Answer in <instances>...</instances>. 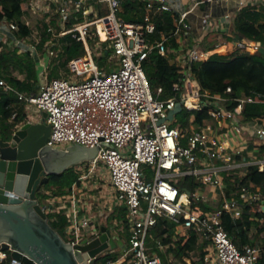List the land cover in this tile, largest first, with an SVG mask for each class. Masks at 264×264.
<instances>
[{
	"label": "built area",
	"instance_id": "obj_1",
	"mask_svg": "<svg viewBox=\"0 0 264 264\" xmlns=\"http://www.w3.org/2000/svg\"><path fill=\"white\" fill-rule=\"evenodd\" d=\"M95 3L103 4L107 14L100 16ZM27 6L32 16L43 15L50 26L48 31L55 38L71 35L83 43L86 51L84 57L69 62L72 79H42L35 93H21L0 77L4 95L13 94L38 113L47 114L46 121L51 126L48 146L60 150L75 145L99 148L94 161L76 166L82 176L67 200L52 199L46 203L47 215L59 209L66 211L70 224L64 234L68 242L77 246L85 239L93 241L99 238L101 228L106 227L118 248L121 234H128L122 243V256L107 264H163L159 256L151 254L147 240L160 220H170L177 227L194 230L200 236L208 252L201 260L203 264H259L262 249L245 246L240 250L223 228L221 214L226 211L237 219L244 213L246 204H258L264 223V197L254 185L237 184L234 197L227 198L221 175L251 167L264 172V125L243 118L245 107L264 103V96L252 93L234 98L231 87L223 95L203 91L194 77L192 64L207 60L209 55L197 47L177 59L179 65H188V68L173 85L174 96L161 100L162 88L154 94L144 69L145 62L154 51L166 56L172 37L188 39L191 36L186 22L188 12H184L172 36L152 41L157 15L174 13L171 0H148L147 13L138 24L120 19V0H29ZM57 15L60 16L58 32L50 25ZM72 20L77 23L69 27ZM28 24L32 27L29 19ZM17 31V23L0 21L2 38ZM29 40L36 42L34 29ZM89 40L96 42V50L104 48L111 52V60H115L117 67L101 70ZM55 46L45 48L51 59L60 55V49L55 50ZM28 47L33 57L38 56L34 43ZM261 48V43L240 40L236 44V50L241 53ZM178 103H182L183 111L189 112L209 108L211 123L191 126L189 130L172 127L176 117L169 121L168 116ZM233 103L237 105L231 110ZM145 167L151 169L153 177L147 175ZM100 168L107 171L111 187L126 209V222L100 226L96 218L81 217L82 191L91 189V179ZM185 177H193L205 188L180 192L177 184ZM206 187L209 191L216 188L215 192L223 197L220 208L211 207L215 199L206 196ZM237 195H241L242 202ZM204 205L212 209L205 212ZM7 253L11 252H0V264L7 259ZM11 264L21 263L12 259ZM171 264L187 262L183 258L171 260Z\"/></svg>",
	"mask_w": 264,
	"mask_h": 264
},
{
	"label": "trees",
	"instance_id": "obj_2",
	"mask_svg": "<svg viewBox=\"0 0 264 264\" xmlns=\"http://www.w3.org/2000/svg\"><path fill=\"white\" fill-rule=\"evenodd\" d=\"M29 0H0V21L7 19L9 22H15L19 26V31L9 33L8 39L13 45L8 46L0 42V77L21 93L36 92L39 83L38 68L36 60L29 51L28 44L35 43L29 40L33 35V28L28 24V19H33L27 6ZM119 17L128 23H142L147 13L148 0H120ZM95 9L100 16L107 14V9L103 4H94ZM36 18V17H35ZM178 16L173 12H161L155 18L156 31L151 36L152 41L162 39L165 36H172L177 30ZM262 14L252 7H244L234 17L232 22V35L239 40L247 43H261L262 48L259 51L250 50L241 53L238 50L231 52H219L216 47L209 49L211 54L207 60L195 62L192 64L194 77L197 79L203 91H209L214 95H223L227 88L231 87L234 98L246 97L252 93L264 96V23H261ZM81 20V19H80ZM60 16L57 15L51 20L52 26L59 30ZM77 21L72 20L68 25L74 26ZM49 24L45 23L44 30L40 36L41 40L36 45L39 53L44 54L47 46L55 44V50L60 51L59 57L53 59L54 68L49 75V80L60 78L59 69H66L67 65L73 59L84 57L86 54L83 43L77 42L71 35L63 38H55L51 34ZM188 40L192 41L190 36ZM232 43L233 39L228 38ZM18 41V44L15 42ZM90 46L96 48V42L89 40ZM57 43V44H56ZM178 38L172 37L167 47H178ZM95 51V61L103 57H109L111 52L103 49H93ZM60 62V64H58ZM113 67H117L113 63ZM188 65L177 62L172 63V59L167 53L166 56L160 55L154 51L144 64V69L149 79L152 91L162 88L163 94L159 97L161 100H167L174 96L173 85L183 76ZM104 69V68H103ZM19 76L24 79L20 80ZM236 103L231 104V110ZM25 105L17 96L10 94L4 95L0 90V135L4 138L9 137L13 130L25 120ZM209 108L202 111L189 112L187 110L176 116L172 124L174 128L183 130L190 129L191 126H204L209 122ZM15 117L14 120L12 118ZM243 118L245 121H259L264 125V103L256 105H247L245 107ZM193 120V121H192ZM264 155V150H263ZM80 171L73 167L63 174L51 176L48 183L43 188L42 198L46 205L49 199H66L71 195L72 188L79 183ZM227 185L230 192L237 190L235 185L227 179ZM241 186L254 185L259 188L260 194L264 197V172L258 171L257 167H252L245 178L240 182ZM177 186L180 192L188 190L194 192L197 188H204L192 177H185L179 181ZM238 200L242 202L241 195ZM205 212L212 208L202 206ZM216 208H220L216 207ZM119 216H116V215ZM49 220L56 230L63 233L69 226V219L64 209H59L48 214ZM263 213L259 210L258 204H246L244 213L240 218L234 219L231 214L222 211V226L234 242L242 250L245 246H255L257 240L264 244V223L261 222ZM126 222V210L117 211L110 215L109 222ZM252 227L257 230L255 237H250L249 232ZM177 225L170 220H160L158 224L150 231L147 243L151 248L155 240H161L162 245H172L171 253L179 260L183 258L197 257L199 251L203 248V242L196 231H188L186 237L180 238L177 242L173 240ZM127 238V232L124 233ZM120 253L116 251L107 252L101 256L96 264H107L116 262L120 258ZM163 264H168L163 256ZM11 253H7V259L2 264H11ZM259 264H264V246L261 250V260Z\"/></svg>",
	"mask_w": 264,
	"mask_h": 264
},
{
	"label": "water",
	"instance_id": "obj_3",
	"mask_svg": "<svg viewBox=\"0 0 264 264\" xmlns=\"http://www.w3.org/2000/svg\"><path fill=\"white\" fill-rule=\"evenodd\" d=\"M182 111L178 103L168 120ZM46 119V113L41 122L25 119L9 137L0 135V252H11L21 264H95L102 254L118 249L110 230L102 227L99 238L73 246L49 220L42 193L51 176L94 161L99 148L48 146Z\"/></svg>",
	"mask_w": 264,
	"mask_h": 264
},
{
	"label": "crops",
	"instance_id": "obj_4",
	"mask_svg": "<svg viewBox=\"0 0 264 264\" xmlns=\"http://www.w3.org/2000/svg\"><path fill=\"white\" fill-rule=\"evenodd\" d=\"M171 2L172 5L174 6V13L178 17H180L182 13L188 12L186 22L190 26V32L192 37V41L183 38L181 36L177 37L179 43L178 47H174V46L168 47V54L169 57L172 59V63L177 62V59L181 55L183 54L186 55L191 50V48L194 47H197L200 52H203L204 54H208L209 56L211 55L209 53V49L212 48L213 46L216 47L219 52L221 51L228 53L231 52L232 50H236V44L240 40L238 37L232 35V22L234 20V17L244 7H252L256 11L261 12L262 14L261 23H264V0H257V1L171 0ZM44 26L42 28L43 30H44ZM229 37L233 39L232 43L229 42L228 40ZM35 38L36 37H34V40ZM0 40H2L8 46L13 45V42L10 41L6 36H4L3 38L2 36H0ZM34 44L37 45L38 42H35ZM36 52L38 56L34 58L36 60V64L38 68L39 83L36 88V92H38L42 79L46 78L48 81H50L48 78L49 77L48 74H50L52 68H54V64H53V59H51L46 52L44 54H41L38 51ZM58 64H60V62H58ZM68 65L66 69L60 67L58 71L61 79H64L67 73H70ZM114 68L116 67L112 66V69ZM104 70L106 69L104 68ZM19 79L23 80L24 77L19 76ZM24 105H25L24 114L26 117L25 119H30V120L33 119L34 122L42 121L43 114L38 113L37 110L31 105L25 103ZM249 169L238 170L230 174L222 173L221 177L223 178V184L225 186V192H227L226 193L227 198L229 199L233 198L235 193L237 192V190L234 192L229 191V187L226 182L227 179L232 182L231 183L232 185L236 186L237 184H240L239 182L247 176ZM196 182L200 183L198 181ZM91 184H92L91 189L87 191L83 190L81 194L82 195L81 197H83V201H82L83 208H82L81 217L87 219H93V220L96 218L100 226H104V225L107 226L111 224L109 222L110 215L114 214L116 211L118 213L121 212V210H126V209L124 208L121 202L119 205H115L114 200L111 199L112 198L111 195L109 196L110 194L109 191L112 190V187H111L109 175L105 169L100 168L96 172V174L91 179ZM207 192L209 191L206 190L205 192L206 196H207ZM215 194L220 199L218 200V198H214L215 200L212 202L213 203L211 206L212 208L218 207L223 203V197L218 195L217 192H215ZM116 216L119 215L117 214ZM256 233H257L256 228L252 227L249 232V236L251 238L255 237ZM187 234H188L187 230L181 227H177L175 230V235L173 236V240L177 242L180 238L186 237ZM159 243H161V240H155L153 242V245L151 247V252H152L151 254L159 256L162 259V261H164L163 256H165V259L168 264H171V260L182 261L179 260L175 255H173L170 252L172 245H163V246L161 245L162 248H160ZM255 246H258L259 248L262 249L264 244L260 240H257ZM198 254H199V258L195 256V257H191L190 259L189 258H184V259L186 260L187 264H203V261L201 260L208 256L207 246L203 245V248L199 251Z\"/></svg>",
	"mask_w": 264,
	"mask_h": 264
},
{
	"label": "rangeland",
	"instance_id": "obj_5",
	"mask_svg": "<svg viewBox=\"0 0 264 264\" xmlns=\"http://www.w3.org/2000/svg\"><path fill=\"white\" fill-rule=\"evenodd\" d=\"M254 1H257V0H254ZM36 17V18H35ZM35 17H33V19H29L30 21H31V24H32V27H33V29H34V31H35V33H34V37H36L35 38V40H37L36 42H38L39 40H40V36H41V34H42V28H43V26H44V24H45V22H46V20L43 18V15H36ZM93 49H95L96 50V48L95 47H93ZM111 56L112 55H110L109 57H103L101 60L100 59H98L97 60V65L99 66V68L102 70L103 68H105L106 69V71H110L111 69H112V66H113V63H115V60H111ZM64 70V69H63ZM62 70V71H63ZM65 72V71H64ZM73 78V76H72V74H70V73H67V75L65 76V78L64 79H66V80H70V79H72ZM58 79H61V78H58ZM157 93V90L156 91H154V94H156ZM193 121V120H192ZM208 123H211V122H208ZM145 172L147 173V175H149L150 177H153V172H151V169L150 168H148V167H145ZM99 173H100V171H99ZM80 175L82 176V172L80 171ZM85 183H87V180L85 181ZM204 188H205V186H204ZM206 190L207 191H209V187H206ZM215 190H216V188H211V191H209V192H207V196L210 198V199H214V198H218L217 197V195L215 194ZM109 196L111 195V199L112 200H114V202H115V205H119L120 204V201L118 200V195L115 193V191L112 189L111 191H109ZM220 198H218V200H219ZM57 202L58 201H60L58 198L57 199H55ZM66 200H67V198H66ZM48 201H52V199H49V200H47V201H45V202H47L48 203ZM63 201H64V199H63ZM66 203H68L67 201H65ZM115 234V233H114ZM122 235V241L119 243V250H118V252L120 253V256H122V246H123V242L125 241L126 242V238H125V236H124V234H121Z\"/></svg>",
	"mask_w": 264,
	"mask_h": 264
}]
</instances>
